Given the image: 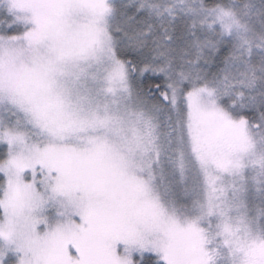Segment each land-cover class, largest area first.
Returning a JSON list of instances; mask_svg holds the SVG:
<instances>
[{
    "label": "snow or ice",
    "instance_id": "obj_1",
    "mask_svg": "<svg viewBox=\"0 0 264 264\" xmlns=\"http://www.w3.org/2000/svg\"><path fill=\"white\" fill-rule=\"evenodd\" d=\"M0 264H264V0H0Z\"/></svg>",
    "mask_w": 264,
    "mask_h": 264
}]
</instances>
